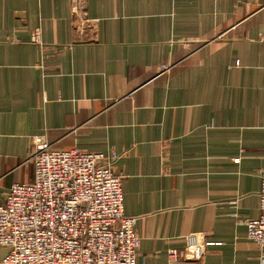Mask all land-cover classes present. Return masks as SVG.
Returning a JSON list of instances; mask_svg holds the SVG:
<instances>
[{
  "label": "crops",
  "instance_id": "crops-1",
  "mask_svg": "<svg viewBox=\"0 0 264 264\" xmlns=\"http://www.w3.org/2000/svg\"><path fill=\"white\" fill-rule=\"evenodd\" d=\"M263 31L264 0H0V204L43 137L115 157L136 264H264Z\"/></svg>",
  "mask_w": 264,
  "mask_h": 264
},
{
  "label": "built area",
  "instance_id": "built-area-1",
  "mask_svg": "<svg viewBox=\"0 0 264 264\" xmlns=\"http://www.w3.org/2000/svg\"><path fill=\"white\" fill-rule=\"evenodd\" d=\"M264 42V31L259 37ZM25 161L33 180L14 184L0 204L3 264H136L140 239L123 213V177L115 157L80 148L52 149L43 137ZM258 216L247 240L264 248V158ZM178 251H170L174 258Z\"/></svg>",
  "mask_w": 264,
  "mask_h": 264
}]
</instances>
